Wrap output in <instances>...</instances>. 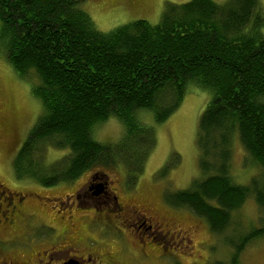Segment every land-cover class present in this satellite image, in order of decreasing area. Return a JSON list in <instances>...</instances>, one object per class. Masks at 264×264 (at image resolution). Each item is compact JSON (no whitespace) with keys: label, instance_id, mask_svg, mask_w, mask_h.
Masks as SVG:
<instances>
[{"label":"trees","instance_id":"trees-1","mask_svg":"<svg viewBox=\"0 0 264 264\" xmlns=\"http://www.w3.org/2000/svg\"><path fill=\"white\" fill-rule=\"evenodd\" d=\"M83 0H0V51L22 80L34 77L42 115L14 158L20 178L51 186L86 172L123 165L138 177L156 146V131L140 118L165 123L189 86L211 93L199 121L202 180L170 198L205 218L215 233L249 198L264 207V185L230 176L234 140L264 182V9L260 0H193L168 4L156 25L136 20L104 33ZM110 119L125 129L116 144L95 130ZM65 154L44 163L47 143ZM137 179V178H136ZM264 228L243 235L238 252ZM235 245V246H236ZM237 253L233 260L237 262Z\"/></svg>","mask_w":264,"mask_h":264},{"label":"rangeland","instance_id":"rangeland-1","mask_svg":"<svg viewBox=\"0 0 264 264\" xmlns=\"http://www.w3.org/2000/svg\"><path fill=\"white\" fill-rule=\"evenodd\" d=\"M191 1L193 0H83L82 8L91 16L97 29L107 33L139 19L156 25L163 19L168 4L178 5ZM213 1L223 4L228 0ZM260 7L264 9V0H260ZM32 79L19 78L4 53L0 51V116L5 118L0 120V178L16 175L14 158L43 114L42 104L31 91L32 83L29 81ZM33 80L37 81L35 77ZM210 99L209 91L191 85L182 106L165 123L155 124L153 114L142 111L140 114L142 121L153 126L156 131V146L149 155L143 172L134 177L120 165L104 170L103 173L119 180L116 190L128 197L127 202L130 205H137L147 216L153 215L160 221L169 220L173 223L170 228L175 232L170 236L160 233L158 241L163 246L175 247L174 251L173 249L164 251L168 255L178 251L183 264H264V234L251 240L240 252L236 245L243 235L264 228V207L259 205L255 194H250L246 202L231 213L228 228L220 233H215L205 218L189 208L170 203L171 196L191 189L195 181L207 176L200 167L197 134L200 117ZM124 134V126L117 119H110L95 130L97 140L105 144H116ZM47 146L45 165H50L65 154L53 147L51 142H48ZM259 171L239 140H234L230 161V176L233 181L250 186L256 179L259 180V186H263ZM94 172L102 173V170L96 169L84 175ZM84 178L85 176L79 180L80 183ZM122 183H126V187H123ZM17 184L21 187L24 185L22 180H18ZM60 185L61 183L52 191L64 196L70 189L62 188ZM32 187L41 191L39 186ZM48 211L53 217L60 216L56 210ZM138 218L143 217L138 214L136 219ZM176 231L192 241L188 243L190 248H178L182 236L176 235L174 238ZM135 234L138 235V232ZM236 253L238 255L235 263L233 258ZM164 264L177 263L169 258Z\"/></svg>","mask_w":264,"mask_h":264},{"label":"flooded vegetation","instance_id":"flooded-vegetation-1","mask_svg":"<svg viewBox=\"0 0 264 264\" xmlns=\"http://www.w3.org/2000/svg\"><path fill=\"white\" fill-rule=\"evenodd\" d=\"M117 183L111 175L94 172L62 182L70 191L59 196L52 191L58 184L45 186L18 175L0 178V264H164L169 258L183 264L178 251H164L175 247L158 241L160 233L175 232L173 223L130 205ZM138 214L143 218L136 219ZM181 234L176 231L174 238ZM180 240L179 249L190 248L187 236Z\"/></svg>","mask_w":264,"mask_h":264}]
</instances>
